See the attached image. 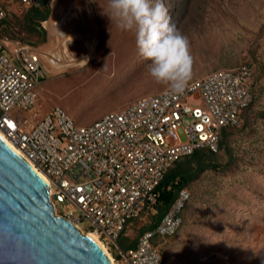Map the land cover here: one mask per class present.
<instances>
[{"label": "rangeland", "instance_id": "rangeland-1", "mask_svg": "<svg viewBox=\"0 0 264 264\" xmlns=\"http://www.w3.org/2000/svg\"><path fill=\"white\" fill-rule=\"evenodd\" d=\"M163 2L189 42V82L246 64L252 103L240 124L229 130V156L216 153L211 161L215 168L188 184L176 234L155 240L154 246L162 264H264V0ZM7 3L0 43L6 49L15 43L32 47L27 42L35 38L15 26L24 8ZM107 5L108 0H50L49 16L42 23L45 43L32 47L39 53L42 73L34 90L32 121L58 107L75 125L88 126L169 87L149 75L150 62L139 55L135 30L117 28L105 14ZM74 22L73 43L59 47L61 25ZM49 51L56 54L53 64L43 57ZM178 135L183 142L180 131ZM137 236L134 230L127 239L132 242ZM117 244L127 247L128 241L119 238Z\"/></svg>", "mask_w": 264, "mask_h": 264}, {"label": "built area", "instance_id": "built-area-1", "mask_svg": "<svg viewBox=\"0 0 264 264\" xmlns=\"http://www.w3.org/2000/svg\"><path fill=\"white\" fill-rule=\"evenodd\" d=\"M10 1L25 8L40 2ZM6 2L0 0V21ZM3 44L0 137L44 178L52 215L81 235H94L111 258L108 264H161L151 239L176 232L188 198L185 190L178 191L158 225L140 234L133 248L122 249L117 240L139 228L141 214L154 203L153 191L173 162L200 148L215 152L219 131L240 124V113L251 102L250 67L214 71L188 82L182 93L168 87L77 126L58 107L32 121L34 90L42 77L39 53L20 43L10 49Z\"/></svg>", "mask_w": 264, "mask_h": 264}, {"label": "water", "instance_id": "water-1", "mask_svg": "<svg viewBox=\"0 0 264 264\" xmlns=\"http://www.w3.org/2000/svg\"><path fill=\"white\" fill-rule=\"evenodd\" d=\"M0 264H108L92 239L52 215L43 181L1 139Z\"/></svg>", "mask_w": 264, "mask_h": 264}, {"label": "clouds", "instance_id": "clouds-1", "mask_svg": "<svg viewBox=\"0 0 264 264\" xmlns=\"http://www.w3.org/2000/svg\"><path fill=\"white\" fill-rule=\"evenodd\" d=\"M105 14L116 27L135 30L139 55L149 61V75L156 83L182 93L192 77L189 42L172 23L163 0H108Z\"/></svg>", "mask_w": 264, "mask_h": 264}, {"label": "trees", "instance_id": "trees-1", "mask_svg": "<svg viewBox=\"0 0 264 264\" xmlns=\"http://www.w3.org/2000/svg\"><path fill=\"white\" fill-rule=\"evenodd\" d=\"M49 2L50 0H40L37 7H28V8L23 7L24 12L16 21L17 23L15 24V26L18 28V31L20 33L35 38L34 43H30L26 41L32 47H38L45 43V31L42 27V23L45 22L49 16L50 13ZM4 5H6L7 7L8 3L6 2L4 3ZM7 12L8 10L6 8L5 16L0 21V27H3L4 29H6V25H7L5 21ZM251 103H252V96L249 106L244 110H242L240 113L241 119H243L244 113L248 110ZM235 127L227 126L219 131L215 152L210 151L208 148L196 149L189 155L182 156L178 160L172 163V165L164 173L160 183L155 187L153 191V196L155 200L154 203L141 214L140 226L138 229L135 230L137 231L138 236L144 232L153 230L158 225L161 218L166 213L169 206L175 199L178 191L180 190L186 191L187 186L191 181L195 180L204 171L213 170L215 168V166H213L211 161L216 156V153H219L221 151L225 155L229 156L230 152L227 147L226 140L229 134V130ZM183 207L180 210L179 218L181 216ZM181 220L182 217L180 219V225H181ZM176 232L172 236L154 237L151 239V243L154 246L155 240L171 238L176 234ZM120 238L126 239L128 241L127 247L119 246L120 248L127 249V248H133L135 246L136 239L130 242L129 239L127 238H123V237Z\"/></svg>", "mask_w": 264, "mask_h": 264}, {"label": "bare ground", "instance_id": "bare-ground-1", "mask_svg": "<svg viewBox=\"0 0 264 264\" xmlns=\"http://www.w3.org/2000/svg\"><path fill=\"white\" fill-rule=\"evenodd\" d=\"M72 13V11H69V13L65 16L66 18H65V20H64V23L66 22V20H67V18H68V16L70 15ZM71 18V17H70ZM47 23V22H46ZM67 25H70V26H67ZM74 25H75V22L73 23V24H71V23H69V24H64V27L61 25V31L60 32H62L61 34H60V43H59V47H62L63 45V47H65V45L66 46H70L72 43H73V33H74V31H73V33H72V30H73V28H74ZM67 26V27H66ZM70 27H73L72 29L70 28ZM85 30H87V29H84V32H87V35H88V37L90 38L91 36L93 37V35H92V33L90 32V31H85ZM82 33V32H81ZM92 40V39H91ZM58 49V48H57ZM60 49V48H59ZM58 49V50H59ZM58 50H55V51H58ZM45 54L43 55V57L46 59V61L47 62H50V63H52L53 64V62H55V61H53V56H55L56 54L55 53H52V52H44ZM70 56V55H69ZM0 139L16 154V155H18V153L13 149V147L6 141V140H4L2 137H0ZM19 156V155H18ZM39 177H40V179L43 181V183H44V185H45V187H47L46 186V182H45V180H44V178L41 176V175H38ZM87 237H89L90 239H92L96 244H97V246L101 249V251L103 252V254H104V256H105V258H106V260H107V262L108 263H110V261H111V258H110V256L108 255V252L100 245V243L98 242V240L94 237V235H92V234H88L87 235Z\"/></svg>", "mask_w": 264, "mask_h": 264}]
</instances>
